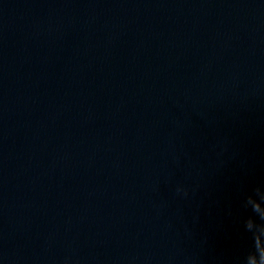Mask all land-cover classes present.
I'll return each mask as SVG.
<instances>
[{"label":"clouds","instance_id":"1","mask_svg":"<svg viewBox=\"0 0 264 264\" xmlns=\"http://www.w3.org/2000/svg\"><path fill=\"white\" fill-rule=\"evenodd\" d=\"M252 211L256 214L260 221H264V215L260 214V210L256 207H251ZM254 225H261L259 228H253ZM245 227L248 231L254 232L259 236H264V223H257L253 219H248L246 221ZM262 249H264V244L261 243L260 247H256V252L254 254H250L247 257V264H264V254H262Z\"/></svg>","mask_w":264,"mask_h":264}]
</instances>
